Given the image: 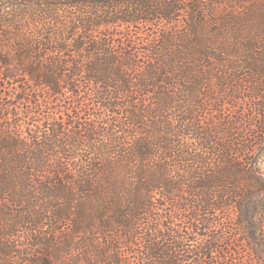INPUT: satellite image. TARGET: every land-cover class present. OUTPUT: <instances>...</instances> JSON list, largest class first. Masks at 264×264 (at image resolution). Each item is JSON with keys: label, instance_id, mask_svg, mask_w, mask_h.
Segmentation results:
<instances>
[{"label": "trees", "instance_id": "trees-1", "mask_svg": "<svg viewBox=\"0 0 264 264\" xmlns=\"http://www.w3.org/2000/svg\"><path fill=\"white\" fill-rule=\"evenodd\" d=\"M0 264H264V0H0Z\"/></svg>", "mask_w": 264, "mask_h": 264}]
</instances>
